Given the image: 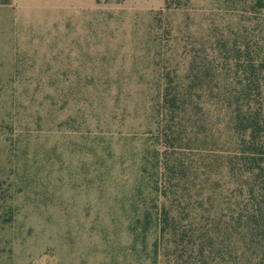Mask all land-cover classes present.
I'll list each match as a JSON object with an SVG mask.
<instances>
[{"label": "rangeland", "instance_id": "rangeland-1", "mask_svg": "<svg viewBox=\"0 0 264 264\" xmlns=\"http://www.w3.org/2000/svg\"><path fill=\"white\" fill-rule=\"evenodd\" d=\"M252 2L0 5V264H153L155 219L147 245L132 227L155 201L166 72L194 94L170 149L187 201L204 226L246 210L244 180L224 165L240 139L228 98L246 75L234 49L264 61Z\"/></svg>", "mask_w": 264, "mask_h": 264}, {"label": "trees", "instance_id": "trees-1", "mask_svg": "<svg viewBox=\"0 0 264 264\" xmlns=\"http://www.w3.org/2000/svg\"><path fill=\"white\" fill-rule=\"evenodd\" d=\"M12 1L0 0V5ZM172 1L165 0V10L172 7ZM251 6L254 11L263 9L264 0H253ZM233 53L236 65L246 75L228 98L234 131L240 139L228 164L223 165L244 180L246 210L233 215L225 227L221 221L204 226L199 217L202 206L187 201L188 188L181 186L187 166L177 163L170 149L188 129L183 116L189 112L194 94L166 72L159 95L165 133L161 146L155 147L157 165L151 186L155 201L153 207L142 204L136 221L141 228L132 227V233L147 245L155 219L158 234L153 264H264V61L249 48L236 47ZM206 114L203 112L204 117ZM211 193L207 192L210 200L216 195Z\"/></svg>", "mask_w": 264, "mask_h": 264}, {"label": "crops", "instance_id": "crops-1", "mask_svg": "<svg viewBox=\"0 0 264 264\" xmlns=\"http://www.w3.org/2000/svg\"><path fill=\"white\" fill-rule=\"evenodd\" d=\"M14 1H16V3L18 2V3H20V2H24V0H14ZM39 1V0H38Z\"/></svg>", "mask_w": 264, "mask_h": 264}]
</instances>
